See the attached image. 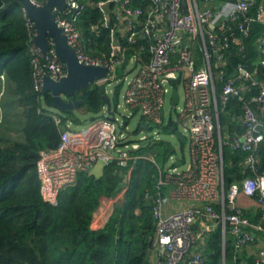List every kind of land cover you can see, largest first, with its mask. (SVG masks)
Returning a JSON list of instances; mask_svg holds the SVG:
<instances>
[{
  "label": "built area",
  "instance_id": "2783aa9c",
  "mask_svg": "<svg viewBox=\"0 0 264 264\" xmlns=\"http://www.w3.org/2000/svg\"><path fill=\"white\" fill-rule=\"evenodd\" d=\"M252 2L254 0H226L217 7L212 0H66V7L57 14L56 20L65 28L69 43L82 62L107 67L105 76L93 82L105 85L108 96H112L115 83H121L124 88L122 106L130 114L139 113L148 123L144 126L145 122L140 121L138 126L141 124V128L134 133L141 135L137 141H130L126 131L128 121L120 119L116 110L112 111L106 105L103 115L80 132L72 131L70 121L62 124L61 117L54 115L55 123L60 127L59 144L55 148L42 149L37 162L43 200L57 204L60 193L76 183L78 174L97 162L107 164L115 160L120 166L127 167L128 175L131 164L142 156L130 151L150 139H159L151 137L150 129L162 128L167 122L166 97L171 93L172 101L173 90H177L174 83L178 82L183 89L182 102L180 104L179 96L177 103L171 102V105L177 119L185 123L182 133L190 137V158L183 168L170 164L163 170L158 168L154 195L146 193V197L154 201L155 234L150 253L154 262L151 264H204L203 253L195 249V225L204 219L219 222L223 234L230 230L236 249L253 242V230L264 231V167L259 164L256 154L264 134L257 129L263 120L252 104L264 105V89L242 64L237 66L236 76H226L223 68L229 39L236 42L239 39L227 23L240 15L244 18L237 30L242 35L248 33V24L252 21L263 25L258 47L264 66V0L254 15H247ZM110 5L113 6L112 15L107 17L105 10ZM86 6L95 7L102 14L99 21L91 25L94 34L100 36L102 30L110 31V51L106 58L91 57L84 51L77 19ZM27 21L34 88L41 91L45 74L59 79L65 75L66 67L56 57L51 41L45 54L32 43L36 30L33 23ZM140 39H146V52L132 49ZM194 45L205 53V64L199 69L195 68ZM212 60L216 62L215 69ZM120 68L123 69L121 74ZM238 79L248 81L245 87H256L258 92L246 97ZM216 81L220 82L219 93ZM232 99L244 102L242 121L246 130L241 138L228 141V144L246 152L244 162L251 174L240 183H232L225 193L223 169L219 164L221 154L215 148V117L219 105L224 107ZM120 106L117 102L115 109ZM222 143L218 139L219 147ZM146 157L155 161L152 155ZM171 161L172 157L170 163L175 162ZM126 188L123 185L110 199L120 204ZM165 188L167 192H164ZM240 193L256 200L260 222L253 224L243 215V209L237 204ZM171 199H186L191 204L165 213ZM216 203L221 204V213L215 210ZM99 208L96 223L103 226L110 214L97 215ZM255 264H264V247L255 258Z\"/></svg>",
  "mask_w": 264,
  "mask_h": 264
},
{
  "label": "trees",
  "instance_id": "16d2710c",
  "mask_svg": "<svg viewBox=\"0 0 264 264\" xmlns=\"http://www.w3.org/2000/svg\"><path fill=\"white\" fill-rule=\"evenodd\" d=\"M260 2L254 0L247 15H254ZM101 16L97 8L86 6L77 19V27L82 34L85 53L106 58L110 51V31L102 30L101 35L96 36L91 30V25ZM243 18L240 15L227 23L240 38L243 48L240 50L238 43L229 39L224 51L226 76L233 73L238 63L244 66L247 61L249 66L259 55L258 38L263 33V25L258 21L250 22L248 33L243 36L237 30ZM27 22L20 0H0V264H151L154 201L146 197V193L154 195L158 168L165 169L171 155L180 153L171 166L184 164L182 140H179L181 147L177 153L170 141L150 139L130 151L143 157L131 164L128 175L127 167L114 160L102 164L99 174L92 169L81 171L76 183L60 193L57 204L45 202L40 194L37 162L42 149L55 148L59 144L60 127L54 115L61 117L62 124L68 121L78 124L81 119L73 114L75 109L63 112L54 108L51 94L34 88ZM121 87V83L114 85L112 96L116 101H119ZM105 88L103 84L92 82L85 90L67 98L82 99L77 108L98 118L106 105ZM216 88L219 93V81H216ZM15 109L18 111L14 112ZM111 110H116L115 105ZM173 111L162 127L164 131L174 124ZM238 112H241V105L236 99L224 107L219 105L220 123L228 122V118ZM140 128L141 124L134 132ZM13 131L18 134L16 137L10 135ZM257 150L259 164L264 167V142ZM148 155L154 157L155 163L146 157ZM221 157L223 186L227 192L232 183H240L251 173L244 168L246 152L243 150L222 144ZM123 185L127 186L123 201L113 207L104 225L98 226L97 209ZM221 239L220 227L209 234L204 264H239L230 230L224 234L223 247Z\"/></svg>",
  "mask_w": 264,
  "mask_h": 264
},
{
  "label": "crops",
  "instance_id": "0c3cea01",
  "mask_svg": "<svg viewBox=\"0 0 264 264\" xmlns=\"http://www.w3.org/2000/svg\"><path fill=\"white\" fill-rule=\"evenodd\" d=\"M262 1V0H261ZM213 4L217 7H220L223 3L226 2V0H212ZM146 3V1H145ZM113 10V6L110 5L106 8L105 10V14H109V17L112 15L110 14V12H112ZM253 22V21H252ZM247 35V34H246ZM245 36V35H243ZM260 38V37H259ZM258 38V39H259ZM236 42V41H235ZM239 45V49L242 50L243 48V44L240 40V38L238 39V41L236 42ZM146 39H140L138 41V43H136L134 45V47L132 48L135 52H146ZM192 50L194 52V56H195V68L199 69L200 67H203L205 64V59H204V51L203 50H199L197 46H193ZM258 52H259V48H258ZM252 63H250V65L248 66V63L246 61L245 64H247V69L250 70L253 73V77L258 81V84L260 87H262L264 89V66L261 64L260 62V54L256 57L255 60L251 61ZM215 61L212 60V67H214L213 69H215ZM226 63V60H225ZM241 64L238 63L236 65V67L234 68L233 73L230 76H236L237 73V66ZM244 64L245 68L246 65ZM243 65V64H242ZM251 66V67H250ZM224 68V67H223ZM122 68L119 69V73H122ZM238 84H240L241 86H243V89L245 91V95L246 97H250L254 94H256L258 92V89L256 87H249L246 88L245 86L248 85V81L246 80H239L238 79ZM175 84L177 85L178 82H175ZM179 94V93H178ZM119 101H116V103ZM116 103L114 104L116 106ZM241 105V112H238V114L235 115H231L228 118V122L221 124L220 123V117L219 114L217 117H215V137H216V151L220 152L221 154V146L222 144H228V141H231L237 137L241 138V135L244 132V128H245V124L242 121V117H243V110H244V102L240 101L239 102ZM112 105V106H114ZM111 106V108H112ZM253 109L255 110L256 114L258 116L261 117V119L263 120V126L261 131L264 134V105L260 104V103H254L252 104ZM110 108V110H111ZM173 110V109H172ZM171 113V111H170ZM169 116V113L167 114ZM173 115H174V111H173ZM174 122L178 121V124L176 126V128L182 133L183 130L181 131L179 129V126H185V123L183 120H178L176 115L173 118ZM173 128V126H172ZM172 128L170 130H167V132H172ZM185 137L184 140H182L183 142V150L184 154H185V162L182 166H180V168H183L186 166V164L189 162V158H190V137L188 135V138L186 136L185 133H182ZM179 139V138H178ZM218 139H221V141L223 142L221 144V146L219 147L218 145ZM181 140V139H179ZM264 142V141H263ZM180 143V142H179ZM185 144H186V149H185ZM175 147V145H174ZM180 147L181 145H179L177 147V153L180 152ZM187 152V153H186ZM180 154V153H179ZM176 155L175 153L173 155L170 156V158L172 157V161L175 160V162L179 159L180 155ZM170 158L169 161L167 163L171 165L170 163ZM171 161V162H172ZM219 164L222 165V169H223V161H222V157L221 160L219 161ZM244 168L248 169V166L246 165V163L244 162ZM249 170V169H248ZM128 179V177H127ZM222 186H223V174H222ZM224 188V192H225V187ZM165 192H167V189L165 188L164 190ZM226 193V192H225ZM191 203L186 200V199H171L168 204L165 207V213H169L172 212L178 208L184 207V206H189ZM219 206V209L217 210L215 208V210L219 213H221L222 209H221V204L217 203ZM216 204V205H217ZM237 204L243 209V215L253 224L260 222V212H259V207L257 205V202L254 198L248 197L242 193L239 194L238 198H237ZM215 207V206H214ZM217 227H220L221 229V224L217 221H213L210 219H204L199 221L198 223H196L195 225V231H196V236H197V244L195 245V249L200 250L203 255H204V260H205V242L209 236V234L216 229ZM253 230V229H252ZM222 232V229H221ZM253 235H254V241L250 242V243H245L242 246H240L239 248H237V253H236V259L239 260V264H248L250 261H254L255 264V258L259 255V252L262 250V248L264 247V231H257V230H253ZM221 245L223 247L224 245V234L222 232V239H221ZM207 259V257H206ZM151 262H154V259L151 257Z\"/></svg>",
  "mask_w": 264,
  "mask_h": 264
},
{
  "label": "water",
  "instance_id": "95a60500",
  "mask_svg": "<svg viewBox=\"0 0 264 264\" xmlns=\"http://www.w3.org/2000/svg\"><path fill=\"white\" fill-rule=\"evenodd\" d=\"M20 2L27 20L33 23L36 30V34L31 39L32 43L45 54L49 48V41H51L56 57L66 67L65 75L59 79H53L45 74L41 91L51 94L54 108L63 112L76 109L82 104V99L72 100L67 97L79 90H85L94 80L102 79L107 67L82 62L76 49L69 43L65 28L60 26L56 20L57 14L66 7V0H45L39 4L34 0H20ZM178 98V91L174 89L171 98L172 104H176ZM105 100L108 109L116 103L114 96L107 95ZM94 119L95 117H91L89 122ZM177 124L178 121H175L172 131L177 138L184 140V135L176 128ZM262 126L263 122L258 125L257 129L261 130ZM256 154L258 155V150ZM92 167L93 165L89 166L87 171H90Z\"/></svg>",
  "mask_w": 264,
  "mask_h": 264
},
{
  "label": "rangeland",
  "instance_id": "374dc122",
  "mask_svg": "<svg viewBox=\"0 0 264 264\" xmlns=\"http://www.w3.org/2000/svg\"><path fill=\"white\" fill-rule=\"evenodd\" d=\"M176 89L178 90V93H179V96H180V100H181L180 104H181L182 98H183L182 86L180 84H177L176 85ZM123 94H124V88L121 87V89L119 90V104L121 106L118 109H116L115 114L118 117H120V119H123L124 121H128V125H127L128 128L126 129V131L129 133L128 134V138H129L130 141H137L139 139L141 133L136 134V133H134V130L138 127V124L140 123L141 120L144 121L145 123H148V120L147 119H143L142 116L139 113H137V112H133L132 114H130V111L128 109H126L124 106H122V104H123V98H122ZM170 97H171V93H169L168 96L166 97V103H165V108H164L168 113H170V111L173 109L172 105H171ZM15 111H18V110L15 109L14 112ZM73 114L75 116L79 117L81 119V122L78 123V124H72L71 123L72 131L80 132L85 127H87L89 125V123H90L89 119L91 118V116L88 113H86V112L85 113L82 112V108L79 107V108L75 109L73 111ZM174 116H175V112H174ZM99 117H101V116H99ZM12 120H14L13 117L11 118V121ZM179 129L182 131L183 130V126H179ZM154 132H156V134ZM10 135L12 137H16L18 134L13 131V132H10ZM150 135L153 138H159L161 140L170 141L173 145H175L176 149L180 145L179 139L177 138V136L174 133L164 131L162 128H155V127L151 128L150 129ZM186 136L188 138V134L187 133H186ZM185 149H186V144H185ZM101 167H102V163L101 162H97L93 166L92 171L95 174H99L101 172ZM117 204H118V202H116L113 198H111V199H110V197L107 198L101 204L97 215H102L104 213L111 214L112 210H113V207L115 205H117Z\"/></svg>",
  "mask_w": 264,
  "mask_h": 264
}]
</instances>
